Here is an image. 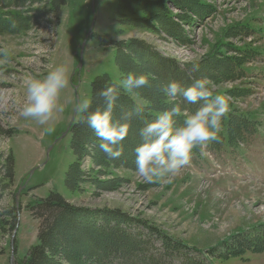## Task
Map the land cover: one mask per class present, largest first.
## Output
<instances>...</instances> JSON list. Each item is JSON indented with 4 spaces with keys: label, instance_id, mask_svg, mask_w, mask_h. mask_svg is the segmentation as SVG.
Listing matches in <instances>:
<instances>
[{
    "label": "rangeland",
    "instance_id": "374dc122",
    "mask_svg": "<svg viewBox=\"0 0 264 264\" xmlns=\"http://www.w3.org/2000/svg\"><path fill=\"white\" fill-rule=\"evenodd\" d=\"M201 1L213 11L183 26L191 40L183 43L168 37L157 20L128 26L120 20L116 0H0V264H20L35 244L37 220L28 205L49 191L78 207L118 209L202 253L209 248L218 253L235 235L264 226V0ZM167 6L180 12L170 2ZM98 35L123 42L141 39L180 66L208 60L220 48L249 51L252 58L244 62L241 79L210 85L214 94L226 97L229 110L255 121L246 142L217 150L208 143L189 165L152 183L135 168H99L84 158L82 180L70 190L64 174L74 158L70 134L63 133L79 116L78 111L74 115L77 105L90 98L92 78L106 73L119 81L121 75L114 46L103 45ZM59 64L69 69V85L58 101L64 111L50 121L55 131L46 134L47 125L20 111L28 77H43ZM238 88L250 92L242 97L227 93ZM133 97L138 105L147 104ZM102 180L113 182L111 188L96 184ZM82 239L72 248L92 246ZM209 259L212 264H264V250Z\"/></svg>",
    "mask_w": 264,
    "mask_h": 264
},
{
    "label": "trees",
    "instance_id": "16d2710c",
    "mask_svg": "<svg viewBox=\"0 0 264 264\" xmlns=\"http://www.w3.org/2000/svg\"><path fill=\"white\" fill-rule=\"evenodd\" d=\"M65 1L67 0H58L57 3L64 4ZM167 2L180 12L169 11ZM212 8L201 0H116L115 6L120 13V20L128 26H145L148 21L153 24L157 20L168 37L183 43L191 42L186 37L187 32L183 26H191L194 18L199 21L209 16ZM174 18L179 20L175 21ZM154 25L152 26L157 31ZM97 38L103 45L114 46V62L121 74L119 81L128 73H144L149 78L150 86L135 89L133 92L121 90L113 113L114 118H119L122 109L131 110L135 106H139L142 112L129 122L128 135L123 141L124 152L117 160L107 158L100 150L98 139L87 124L81 121V113L72 121L68 130V145L74 160L65 170L63 183L70 190L76 189L77 182L82 180L84 158H88L92 165L99 168L136 167L134 148L140 142L138 130L143 122L155 118L173 103L180 102L179 99L172 100L167 97L162 91L169 80L179 81L185 86L191 83L190 77L193 75H206L211 82L216 83L235 81L243 77V64L252 58L249 51L241 53L240 48L230 46V53L220 48L208 60L200 59L180 66L177 60L162 56L141 39L130 38L123 42L115 41L109 35H98ZM221 51L224 54H220ZM193 65L198 66V71L193 72ZM104 81L119 83L109 78L106 73L93 77L90 82L89 111L102 106L103 102L97 91ZM249 92L247 88L227 91L231 97L246 96ZM133 96L143 98L147 104L138 105ZM181 107L190 114L198 105L181 104ZM182 121L183 114L176 118L177 126ZM254 123L248 115L235 112L234 109L229 110L222 119L217 139L209 142V147L217 150L222 145L236 147L239 143L246 142L251 129L255 128ZM199 151L200 146L193 148L191 160L198 156ZM108 181H96V184L109 189L113 182ZM28 211L37 220L34 235L36 242L27 249L20 264H212L210 257L235 256L248 249L255 252L264 250V232L261 229L264 226L256 227L254 232L247 235L242 232L235 235L231 243L222 247L218 253H215L214 248H209L202 254L190 245H185L118 209L78 207L65 200L57 191H49L45 198H39L34 204L28 205ZM82 237L85 238V243H92V246L72 248L81 245L79 243L83 241Z\"/></svg>",
    "mask_w": 264,
    "mask_h": 264
},
{
    "label": "clouds",
    "instance_id": "9594fccd",
    "mask_svg": "<svg viewBox=\"0 0 264 264\" xmlns=\"http://www.w3.org/2000/svg\"><path fill=\"white\" fill-rule=\"evenodd\" d=\"M198 66L193 65V72ZM69 69L59 64L43 77L29 76L26 81L25 99L20 115L35 120L46 134L55 131L50 121L55 113H62L61 91L68 87ZM187 86L179 81L169 80L162 91L172 100L179 99L170 108L160 112L155 118L143 122L138 134L140 142L135 146V170L148 183L166 174H175L191 162L194 147H204L217 139L222 127V119L229 111V103L222 94H214L211 80L206 75H193ZM150 86L144 73H128L118 84L104 81L97 91L102 106L89 111L91 100L78 104L76 111L81 113V121L86 123L99 141L100 150L106 157L117 160L122 157L123 141L129 131L130 121L141 114L139 106L131 110H121L119 118H114V110L120 99L121 90L133 92ZM181 104L198 105L190 114L182 110ZM87 113V115H84ZM183 114L182 123L177 126L176 118Z\"/></svg>",
    "mask_w": 264,
    "mask_h": 264
},
{
    "label": "water",
    "instance_id": "95a60500",
    "mask_svg": "<svg viewBox=\"0 0 264 264\" xmlns=\"http://www.w3.org/2000/svg\"><path fill=\"white\" fill-rule=\"evenodd\" d=\"M92 1V0H91ZM91 5H92V2H91ZM91 26H92V24H91ZM90 26V30L92 29V27ZM76 114V109H75V111H74V115ZM71 123L72 122H70V124L68 125V127H67V129H66V131H64V133H63V135H65L66 133H67V131H68V129H69V127H70V125H71ZM31 171H33V170H31ZM32 173V172H31Z\"/></svg>",
    "mask_w": 264,
    "mask_h": 264
}]
</instances>
